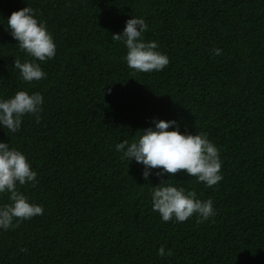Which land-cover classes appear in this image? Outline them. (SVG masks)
<instances>
[{"label": "trees", "instance_id": "obj_1", "mask_svg": "<svg viewBox=\"0 0 264 264\" xmlns=\"http://www.w3.org/2000/svg\"><path fill=\"white\" fill-rule=\"evenodd\" d=\"M27 5L56 44L37 61L47 76L32 83L13 67L31 58L6 23ZM130 16L168 55L163 70L127 66L111 35ZM18 90L42 94L41 119L25 115L0 140L37 172L18 190L43 214L0 230V264H264V0H0V97ZM153 117L207 133L223 179L205 187L183 170L143 179L115 144ZM161 179L210 198L215 215L162 221L150 198Z\"/></svg>", "mask_w": 264, "mask_h": 264}, {"label": "clouds", "instance_id": "obj_2", "mask_svg": "<svg viewBox=\"0 0 264 264\" xmlns=\"http://www.w3.org/2000/svg\"><path fill=\"white\" fill-rule=\"evenodd\" d=\"M6 23L19 49L31 58L23 62L14 59L13 67L18 70L20 79L32 83L45 78L47 73L37 61L44 62L56 55V44L45 22L38 20L33 8L27 5L11 12ZM147 30L148 24L143 17L130 16L122 31L113 33L111 38L125 47L123 58L129 68L143 73L161 71L169 64V57L159 50L155 40L143 38ZM221 51L215 48L212 54L219 55ZM106 93L110 94L111 89H106ZM43 104L40 92L18 90L7 98L0 97V129L18 132L25 115H31L38 123ZM115 149L127 163L134 161L143 166L141 176L145 180L150 175L170 177L179 170L205 187L215 186L223 179L219 149L208 139L207 133L181 132L175 119L153 117L150 126L136 131L130 141L116 143ZM36 177L37 172L25 154L8 141L0 140V195L7 194L8 200L0 204V230L16 228L21 221L43 214L42 205L30 202L18 190V186H34ZM167 180L161 179L155 186L151 185L150 190L151 207L162 221L184 222L195 215L197 222H203L215 215L210 198L201 200L194 190L187 191ZM166 254L169 253L161 245L157 255Z\"/></svg>", "mask_w": 264, "mask_h": 264}]
</instances>
